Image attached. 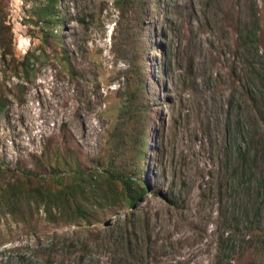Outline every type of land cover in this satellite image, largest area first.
Listing matches in <instances>:
<instances>
[{
  "label": "rangeland",
  "instance_id": "rangeland-1",
  "mask_svg": "<svg viewBox=\"0 0 264 264\" xmlns=\"http://www.w3.org/2000/svg\"><path fill=\"white\" fill-rule=\"evenodd\" d=\"M114 1L60 0V45L43 43L36 0H0L10 53L49 55L28 83L0 56L3 179L36 170L45 149V162L66 145L85 162L110 153L128 69L122 42L138 34L133 16L119 22ZM148 2L151 137L162 146L148 155L152 189L132 217L148 264H264V0ZM114 229L101 227L95 242L43 222L36 237L3 218L0 234L12 243L0 264H44L49 255L53 264H139Z\"/></svg>",
  "mask_w": 264,
  "mask_h": 264
},
{
  "label": "trees",
  "instance_id": "trees-1",
  "mask_svg": "<svg viewBox=\"0 0 264 264\" xmlns=\"http://www.w3.org/2000/svg\"><path fill=\"white\" fill-rule=\"evenodd\" d=\"M148 1H114L115 9L119 12V22L133 16L132 26L137 28L138 34L128 36L122 42L128 57V69L118 90L119 123L108 133L110 153L85 162L78 149L66 145L63 152H57L45 162V149L41 160L37 162L36 170L12 174L8 180L0 176V222L3 218L11 217L14 223L29 228L36 237L42 234L39 228L43 222L56 228L74 227L84 230L87 240L95 242L102 235L101 227H112L115 228L113 232L117 229L121 231V242L126 244L137 263L145 264L146 260L149 263L150 247L144 248L136 224L132 221L135 211L152 189V182L147 177L148 155L150 152L154 156L158 155L162 146L159 135L154 140L151 137L154 132L151 128L154 109L152 99L156 90L151 88L154 79L148 65V55L154 47L153 39L147 32L150 24L144 19ZM155 1L159 4V0ZM59 3L60 0L35 2L32 20L40 25L43 33L41 38L45 44L51 40L60 44L57 30L62 26L59 22ZM10 32L9 27L0 22L2 65L14 77L28 83L35 76L37 67L43 65L49 55L45 49H41L40 53L28 52L21 60L16 58L9 51ZM61 51L62 58L72 68L73 62L68 58L66 50L62 48ZM79 67L77 60V81L83 78ZM72 72L74 73L73 68ZM1 106L4 107L3 97ZM0 173L4 174V171L0 170ZM40 212H43V216ZM122 214L126 215L125 220H121ZM114 217L117 220L111 224L110 219ZM11 243L5 239L4 234H0L2 254L5 246ZM17 250L18 248L10 249ZM43 256L41 257L44 258ZM52 258L49 255L44 264H53ZM20 259L24 264L25 259ZM26 264L34 263L29 261Z\"/></svg>",
  "mask_w": 264,
  "mask_h": 264
}]
</instances>
